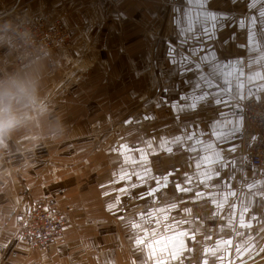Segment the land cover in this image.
<instances>
[{
  "label": "crops",
  "instance_id": "crops-1",
  "mask_svg": "<svg viewBox=\"0 0 264 264\" xmlns=\"http://www.w3.org/2000/svg\"><path fill=\"white\" fill-rule=\"evenodd\" d=\"M161 2L0 0V84L25 88H12L3 102L10 112L0 113L25 115L24 123L18 120L16 129L0 139V264H54L57 259L60 264L65 259L98 264L83 263V252H63L84 243L81 234L77 239L78 229L91 233V228L112 225L128 212H135L143 229L139 217L148 205L152 237L163 245L161 256L177 264H223L231 256L232 264H264V167L251 163L259 139L242 109L253 95L262 100L264 82L254 81L264 73V18L259 16L264 2L256 0L250 7V0H185L180 11L170 9L166 15ZM46 17L63 20L71 43L17 67L8 27ZM145 20L154 26L152 53L132 59L129 37L144 40ZM206 32L213 34L211 42ZM138 44L141 49L143 43ZM162 44L169 57L173 52L184 56L186 48L212 51L207 65L199 62L203 71L193 67L183 73V65L174 68L169 58L159 59ZM77 63L89 68L85 77L74 68ZM143 67H149L146 77ZM135 72L136 79L130 81ZM146 79L154 87L148 99L152 109L145 104ZM148 115L153 117L150 127L144 119ZM189 134H194L191 139ZM220 135L228 139L218 142ZM233 145L235 151L229 152ZM39 146L47 150L40 156L41 166L27 154ZM1 148L14 152L2 155ZM84 149L89 155L103 152L104 160L84 156L81 161ZM219 154L232 166L220 169L219 179H208L206 173L214 169L204 165ZM104 172L107 179H102ZM115 195L117 203L110 199ZM40 204L59 210L66 219L64 233L46 248L33 247L18 230L20 216ZM149 237L138 232L135 240ZM136 248L128 255L144 264L145 244ZM247 251L243 258L248 262H242L241 253ZM85 254L89 261L116 259L105 246L104 251L95 248Z\"/></svg>",
  "mask_w": 264,
  "mask_h": 264
},
{
  "label": "rangeland",
  "instance_id": "rangeland-1",
  "mask_svg": "<svg viewBox=\"0 0 264 264\" xmlns=\"http://www.w3.org/2000/svg\"><path fill=\"white\" fill-rule=\"evenodd\" d=\"M184 3H185V0H162V2L160 3V11L163 13V15L169 14L170 13V9H178V11H180V7L183 6ZM135 10H133V11H135ZM150 22L151 21L145 20L143 22V26L140 25L144 29L143 33L146 34L144 36V40L143 41H141L140 38H139V40H136V39L133 40V39H131V37H129L130 40H129V46H128V56L130 58L138 59L139 56L142 55L141 52L148 53V56L150 57V54L152 53L153 39H154V37H153V27L154 26H153V23L151 25H149ZM18 24L19 23H15L14 25L11 26V28L8 27V30L10 32L9 33V39L11 38V36H10L11 35V29L15 28ZM67 29H68V27H67ZM69 32H70V30H69ZM70 35H71V32H70ZM71 38H72V36H71ZM155 38H157L156 40H157V43H158L159 38L158 37H155ZM161 38L163 39V37H161ZM71 40H70L69 44L71 43ZM141 42L143 43V47L141 49H139V47H138V49H137V46L140 45L138 43H141ZM10 45H11V43H10ZM67 46H66V48H68ZM161 47H162V49L158 53L159 59L164 60L166 58H169V54H170L169 51L167 49L166 50L164 49L163 44H162ZM12 49H13V47L11 49H9V50L12 51ZM179 51L183 52V50H181V49H179ZM13 53H14V51H13ZM14 55H15V53H14ZM35 59H38V58H35ZM14 65H15V56H14ZM74 68H77V70L80 72L81 77H85L86 73L89 70V68L81 66L78 63L75 64ZM140 70L144 71V74H145V77H146V74H147V71L149 70V67H143V68H140ZM72 72H70V73H72ZM74 75H76V74L74 73ZM135 79H136V72L134 73L133 79L131 80V78H130V81H133ZM129 86L133 87V86H135V83H131L130 82ZM145 92H146V103L145 104H147L146 105L147 107H150V109H152L153 102L149 101V100H152V98L154 96V87H153L152 81H148L147 80V84L145 83ZM54 101H56V100H54ZM59 102H60V104L66 103L65 100H63V99H60ZM23 104H24V107H26L25 100L22 101V105ZM43 106H46V105H43ZM0 107H1V109L8 108V106L4 105V103H0ZM36 107H37V105H36V103H34L33 106H32L33 110H35ZM47 108L48 107L46 106L45 107L46 111H47ZM23 111L24 112H22V113H25L27 111V109L24 108ZM4 116H7V115H4ZM24 117H25V115H21V116H17L16 119L17 120H21L20 123H24ZM152 118L153 117L151 115H148L146 118H144L145 121H147L146 124L149 127L151 126V122L150 121H152L151 120ZM37 120L38 119H36V121ZM30 126H32V125H30ZM17 138H19V135L17 136ZM15 150L20 151V150H24V149H15ZM32 151L33 152L31 153L30 149H28L27 152H29V153H27V154L32 156V158H34L33 163L37 162L36 165L41 166L42 164L39 162L41 160L40 156L43 154V152H45L47 150H43V147L39 146V147L33 149ZM11 152H14V149L1 148V154L2 155H6L7 156ZM24 153H26V152H24ZM89 154H91L90 151L88 149H84L83 154L79 155L78 158H80L81 161H84V159H83L84 156H92V161H93L94 158L97 157V161H99V163H100V161L104 160V157H105L103 155V152L101 154L99 152H97L96 154L93 153V155H89ZM70 160H66V161L68 162ZM85 163H87V162H85ZM87 165H88V163H87ZM82 166H84V165H81V167ZM106 177H107V174H106V172H104V177H102V179H107ZM100 189H102V188H100ZM116 197L117 196L115 195V196H112L110 199H112L115 203H117L119 200ZM120 198L121 197H119V199ZM101 199H103V201H105V198L102 197ZM107 202H110V201H107ZM146 207H148V208H146L145 212L143 213V216H142V213H140V217H139V224H141L142 222L144 223L143 229H142V227H139L136 231L133 230L131 225L137 223V217L135 215V212H128V213L124 214L125 217H123V219H117L116 221H114L112 223V225H110V224H108V225L107 224H102V226L101 225H97L96 228H91V233H89L88 228H83V227L79 228L78 229L79 236H78L77 239H79V237H81V235L84 236V243L71 246L70 248L68 247L63 252H67V253H72L73 251H79L80 253L83 252V256H82V258H83L82 262L83 263L91 262V263H98V264H133V263L136 264V259H133V260L130 259L131 256L128 255V253L129 252H135L136 249H137L136 248V244L134 243V241H135L136 236L138 235V232L141 235H142L143 232H145V235L146 234L147 235H151V237H149L145 241V248H144L145 260H144V264H165V263L177 264V261L174 262L173 259H168L166 255L161 256L159 248L161 246H163V245L162 244L161 245L158 244L156 239H155V237H152V235H153V228H152L153 212H152V208H151L150 205H148ZM89 234H94V235H90L89 236ZM106 237H107V239H106ZM131 237L134 238L133 242L131 241ZM104 241H107L106 244L104 243ZM104 246L107 247L109 251L111 249H113L114 254L116 255V259L115 260H112V261L111 260H106V261L105 260H101V261H93V260L89 261V260H87L88 256L85 253L88 250H95V248H96L97 251H101V249H102V251H104ZM79 255L81 256V254H79ZM243 255L247 256V255H249V252L247 251V252L241 253V257H242L241 261L242 262L244 261V262L247 263L248 261H247L246 258H243ZM161 257H163V258H161ZM230 258L231 259H225L223 262L225 264H232V260L234 261V257L231 256ZM220 260L222 261V259H220ZM58 262L60 264V259H57V263L55 261L53 263L54 264H58ZM72 262L73 261H71V260L65 259L64 264H72ZM214 262H216V261H214ZM50 263H52V262H50ZM34 264H48V262H45V261L42 262V261L34 260ZM61 264H63L62 260H61Z\"/></svg>",
  "mask_w": 264,
  "mask_h": 264
},
{
  "label": "built area",
  "instance_id": "built-area-1",
  "mask_svg": "<svg viewBox=\"0 0 264 264\" xmlns=\"http://www.w3.org/2000/svg\"><path fill=\"white\" fill-rule=\"evenodd\" d=\"M10 36L17 67L25 65L28 59L54 53L66 47L71 40L63 20L57 17H46L35 24L19 23L11 29ZM242 109L247 123L255 129L259 139L251 163L255 167H264V100H248ZM65 228L64 214L42 204L24 212L18 220L20 234L36 248L50 246Z\"/></svg>",
  "mask_w": 264,
  "mask_h": 264
},
{
  "label": "snow or ice",
  "instance_id": "snow-or-ice-1",
  "mask_svg": "<svg viewBox=\"0 0 264 264\" xmlns=\"http://www.w3.org/2000/svg\"><path fill=\"white\" fill-rule=\"evenodd\" d=\"M189 2H191V0H189ZM262 2H264V0H262ZM255 3H256V0H250V7H254ZM211 15H212L213 20L215 21L217 19L216 15L214 13H212ZM259 16L261 18H264V11L260 12ZM256 21H257V17H256V15H253L251 17V22L253 24H255ZM206 34H207V38H208L209 42H211L213 39V34L207 33V32H206ZM248 39H249V41H251L254 39V37L250 34ZM210 51H212V50L205 48V49H201L200 52H196V51L189 52L186 48L185 49L186 54L182 57L180 56L179 52H173L172 55L169 57V63L174 68H181V66L183 65V68H182L183 73L190 72L193 67L197 68L198 72H201L203 70L200 68L199 62L203 61L204 64L207 65L209 62V58H208L207 53ZM177 57H179V59H177ZM193 61H196V63H194ZM157 74L159 75V72ZM180 74L181 73L178 72V75H180ZM203 79H205L207 81L208 85L212 84V82L210 80H208L207 77H204ZM262 82H264V73H261V80L260 81H254V83H262ZM260 92L262 93L261 99L264 100V89H260ZM241 99H245V97H241ZM252 99H255V95L252 96ZM222 102L223 101H219L218 103H222ZM192 110L193 111L197 110L195 105H193ZM231 132L233 135H235L236 129L232 128ZM192 135H194V134H189V139L192 138ZM177 139L179 142H182V140H180V138H177ZM226 139H228L227 135H220L218 137V142H219V140H226ZM227 150L229 152H234L235 146L233 145V147H231ZM222 152H223V149H221V153ZM231 166H232V161L226 160V158L222 154H219L218 156H216L215 159L212 161L211 165H208V164L204 165L205 168L214 169V172L210 171V172L206 173L208 179H219L220 178V169H222V168L226 169V168L231 167ZM163 182L165 185L167 184V182H168L167 177L164 178ZM157 183H160V181H157ZM202 183H203V181H202ZM125 191H127V190H125ZM177 191H183V189H181L180 186L177 185ZM260 198L264 199V194H261ZM247 211H248V209L246 208L245 212H247ZM131 227L133 228L134 231H136L140 227V225L132 224ZM184 235H187V233H184ZM134 243L137 246H143L145 244V240L138 238L134 241Z\"/></svg>",
  "mask_w": 264,
  "mask_h": 264
},
{
  "label": "clouds",
  "instance_id": "clouds-1",
  "mask_svg": "<svg viewBox=\"0 0 264 264\" xmlns=\"http://www.w3.org/2000/svg\"><path fill=\"white\" fill-rule=\"evenodd\" d=\"M12 88H15L19 92H23L25 90L24 86L21 84H13L11 86L0 84V103H3L8 99ZM6 112H10V109L4 108L0 110V113ZM17 124L18 120L14 116H4L0 114V139L11 134L16 129Z\"/></svg>",
  "mask_w": 264,
  "mask_h": 264
}]
</instances>
